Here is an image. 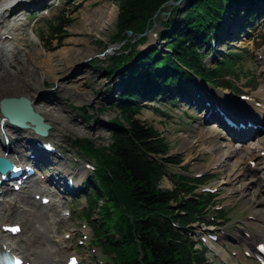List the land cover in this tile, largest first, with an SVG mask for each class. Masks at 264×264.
<instances>
[{
  "label": "trees",
  "instance_id": "obj_1",
  "mask_svg": "<svg viewBox=\"0 0 264 264\" xmlns=\"http://www.w3.org/2000/svg\"><path fill=\"white\" fill-rule=\"evenodd\" d=\"M117 2L116 31L111 41L122 44L123 50L114 52L109 64L101 68L111 77L128 61L133 65L120 73L125 92L112 104L117 112L107 125L111 142L97 146L90 140L86 144L75 140L89 156L99 159L98 169L88 181L94 195L89 197L91 208L99 209L103 217L101 226L96 225V243L113 256L114 264H213L206 257V248L197 250L185 230L211 212L214 195L196 193L198 185L211 178L177 174L172 178V188L162 186L165 164L179 162L162 158L170 145L153 125L140 118L142 107L134 100L150 95L149 88L162 93L168 83L180 87L181 82L195 78L235 88L226 75L244 72L245 51L232 47L209 62L206 43L222 25L228 9L238 6L233 14L245 16L249 24L255 14L263 12L264 0ZM168 6H173L172 10L161 18ZM158 20L162 21L160 33L165 48L142 52L137 47L146 41L147 27ZM132 35L136 41L130 39ZM89 118L99 119L95 114ZM103 196L108 199L101 202ZM85 216L91 219L93 213L86 212Z\"/></svg>",
  "mask_w": 264,
  "mask_h": 264
},
{
  "label": "rangeland",
  "instance_id": "obj_2",
  "mask_svg": "<svg viewBox=\"0 0 264 264\" xmlns=\"http://www.w3.org/2000/svg\"><path fill=\"white\" fill-rule=\"evenodd\" d=\"M36 1L39 2L41 0ZM45 1L46 3L49 2V0ZM102 5H114L116 7V16L114 19L92 34L83 31L78 35L76 32L80 31L78 29L82 27L85 15L95 12V10ZM49 10V14L44 16L43 13L38 11L29 12L26 8L22 9L20 11V17L23 19L22 21L26 22V25L17 31L15 36L21 46L28 45L30 53L33 56H38V52H41V56L43 57L47 54H53V63L57 65L58 68L57 74L63 76V78L69 75L73 68L83 64V68L81 69L83 73H78V75L76 74L73 78L74 80L79 79L73 83L74 89L68 90L66 95L59 92V94L62 95V105L60 106L65 108L66 112L63 113L61 118L52 121V136L47 138L56 142L61 149H64L67 155L71 156V160L68 164V172L62 173V183H65L66 176L75 175L76 180L83 178V184L91 174L89 170H84V164L87 162L95 164V161L81 152L74 145L73 139H78L82 144H86L87 140L95 142L96 145H108L111 142V133L105 126L115 117L117 112V110L112 107V104L114 103L115 96L120 94L119 90L121 86L120 88H115V84L119 83L120 79L117 77V74L109 77L99 65L103 64L107 66L109 64L110 54L123 50L122 44L112 43L111 41L112 35L116 31L119 4L117 0H59L58 5L49 7ZM169 11L170 9L166 8L161 18H165ZM59 15L61 19L55 27V31H57V33H55L54 27L52 29L50 23ZM235 19L242 24L245 22V16L243 15L236 16ZM158 22H160V20H158L157 23ZM161 29V24L158 27H152L150 36L155 35L154 32ZM74 35L79 41L76 46L68 42V40H72ZM263 35L264 22H259L253 28L247 27L244 32L235 29L234 32L231 33V37H233L232 42L224 43L223 46L220 45L219 50L224 51L231 49L230 45L246 48V54L242 59L244 73L239 74L240 78L236 77L238 79L233 81L239 89L242 83H244L242 88L245 91H248V87L253 89L252 86L248 85V79H250L252 74H255L256 80L251 85L259 87L264 85V64L263 59H260L261 56L264 55ZM130 39L136 41L137 37L135 38V36L132 35ZM82 41L86 43L83 44ZM59 43L61 44L60 46ZM159 43H163V40L160 42L156 37H154V39H150L149 37V41L145 46H138L137 48H144ZM69 47H74L75 53L69 56H67V54L62 55L64 49ZM110 47L113 48L112 51H110L111 53L106 51ZM218 56L219 53L216 57L214 56V58L216 59ZM65 57H67L69 61L71 60V62L74 61L70 65H65V61L68 60L65 59ZM25 58L29 61L28 55ZM214 58L210 54L206 58V61L212 62ZM29 67L32 68V70L41 71L38 74L33 72L35 75V85L40 88L41 91H55L59 83L58 78L54 79L52 75L34 64H30ZM216 91L217 93H221L223 90ZM253 92L254 91L250 90V95H252ZM141 104L144 105L146 103L141 102ZM147 104V107H145L139 115L140 118L159 130L170 145L172 157L183 161L180 167L173 168L174 171L184 172L194 176L198 174L197 169H199L202 164L204 166V163L208 164L212 162L213 159L211 158V154L206 152L204 139H200L202 136L205 138V133L208 130L210 131L202 118L203 111L198 110L195 106H191L188 103H180L178 106H171L168 100L164 99H158L157 102L151 101ZM79 107H84L86 110L79 109ZM98 109H102V111L98 112ZM90 113H95L99 120L88 118ZM219 130L221 133L225 134L224 130L220 128ZM200 134L203 135L201 136ZM186 138L189 140H185ZM2 139V135H0L1 143L3 141ZM213 139L214 138L211 137L209 140ZM196 140H199L197 142L198 145H196L195 148L187 149L188 146L192 145H188V142L191 141L195 143ZM246 145L250 144H245V146ZM200 150L203 151L202 155L194 160L188 161L187 155L189 152L196 153L200 152ZM57 171L58 168H53L52 170L48 169L47 173L51 175ZM85 171L87 172L84 174ZM40 173L41 175H46L45 170L40 171ZM205 173L213 178L208 182L207 187L215 188L214 185L218 184V186L221 185L223 188L219 193V203L226 206L229 218L227 223L224 224L231 228H234L236 224L240 225L241 221L245 220L244 218H246L249 213L247 208H243L244 199H240V197L234 199L225 197L231 185L222 180L224 177L223 171H206ZM261 174L262 173L258 175L249 174L245 176L243 180L250 181L259 177ZM162 186L166 188L171 187V183L167 178H164ZM39 188L45 190V193H49L53 198V201L48 205H41L39 196L44 194L41 190L35 200L39 204V208L47 211L46 221L51 227V235L56 241L59 253L63 256V263L66 264L65 259L69 254L73 253H78L79 257L82 259L81 264H96V259H104L106 256L103 255L100 248L98 249L97 246L96 255L92 258L93 253L89 252L91 250L84 245L80 246L78 242L82 239L80 238L82 234H87L90 238L92 236L93 240V225L78 213V211L84 213L85 209H88L87 200L84 198L85 195L88 194L86 189H83V193L78 196L62 198L61 195L52 193L53 187L51 185L40 182ZM37 191V189L28 187L22 189L19 193L24 192L33 197L34 193ZM2 197L3 196L0 195V199H2ZM7 198L10 197L8 196ZM66 210H70L71 212L69 217H64L63 215V211ZM94 217L97 219V215ZM218 222L223 223L225 219H221ZM202 227L206 228L203 225L198 226L195 224L194 232L201 231L203 229ZM211 228L213 229L214 227ZM35 239L41 241L42 245H45L42 242V234L37 233ZM211 244L214 245V251L210 249L208 258L213 264H254L252 260L244 256L243 259H238V256L234 255L232 252H241L239 241H228L227 245L229 249L221 247L220 243L213 242ZM226 258L227 263H225Z\"/></svg>",
  "mask_w": 264,
  "mask_h": 264
},
{
  "label": "bare ground",
  "instance_id": "obj_3",
  "mask_svg": "<svg viewBox=\"0 0 264 264\" xmlns=\"http://www.w3.org/2000/svg\"><path fill=\"white\" fill-rule=\"evenodd\" d=\"M42 1L43 0L39 2L36 0H0V99L7 96L25 95L31 98L35 109L42 113L48 122L52 123V121L61 118L63 113L66 112V109L60 106L62 105V95L59 94V92L66 95L68 90L74 89L73 83L79 79L74 80L73 78L76 74L83 73V70H81L83 64L73 68L69 75L63 78V76L57 74L58 68L57 65L53 63V54H47L43 57L41 56V52H38V56H33L30 53L28 45L21 46L18 43L15 33L26 25V22L22 21L23 19L20 17V11L29 3L40 5ZM115 16L116 7L114 5H102L97 8L95 12L85 15L82 27L78 29L80 31L76 33L79 35L85 31L88 34H92L111 22ZM68 42L72 43L74 46L79 43L75 35L72 40H68ZM82 43L85 44L86 42L82 41ZM72 53H75L74 47H69L64 49L62 55L67 54V56H69L72 55ZM27 55L29 61L25 58ZM65 59L68 58L65 57ZM65 62V65H70L72 63L69 59ZM30 64L44 69L47 73L52 75L54 79H59L58 86L55 88L54 92L47 94V92H42L40 88L35 85L34 73L38 74L41 71L32 70V68L29 67ZM115 88H119L118 83L115 84ZM217 94L218 100H221V102L230 109H235V106H238L237 103H234L232 99H228L224 94ZM257 95L263 99L262 107L254 108L253 104L250 102L240 103V106L244 109H246V107L254 109V120L262 123L264 118V85L262 89L257 92ZM199 100L200 97L197 96L195 98V103L197 105H199ZM199 106L202 108L200 109L201 111L205 110V107L202 105ZM205 116H203L204 119H206ZM211 117L212 115L209 114L207 117L208 119L205 120V124L210 131L208 130L205 133L206 139L202 136L203 134H200L203 137H200V139H204L206 152L211 154L213 160L211 163H204V166L202 164L201 167L197 169V172L211 171L212 169L223 171L224 177L222 180L231 185L226 197L229 199H234L236 197L244 199L243 208H247L249 213L246 218H244L245 220L241 221L239 225V228L243 231L238 230L231 236L240 241L242 247L248 249L253 246L255 240L264 239V183H262L264 180V166L261 164V162H264V132L260 130L257 131L255 138L251 130L238 132L239 136L245 135L252 139V141L248 140L244 144L253 142L252 145H242V147H240V144L234 142L233 138L220 132L219 128H223V130L227 131L225 128L226 125L222 119L219 116L210 119ZM2 118L3 115L0 112V122ZM3 129L5 130V134L10 137V144L14 151L7 152L0 142L1 156H6L13 162L18 163V161L27 162L28 160H33L27 155L29 150L44 155L42 150L35 147L34 143L29 140L28 136H35L31 129H21L12 126L7 121L4 123ZM0 134H2L1 126ZM51 136L52 133L50 132L48 137ZM211 137L214 139L209 140ZM185 140L188 141L189 139L186 138ZM198 141L199 140H196L195 143L189 141L188 145H192L188 146L187 149L195 148V146L198 145ZM239 142L242 141L239 140ZM24 145L29 148H25ZM45 154L49 158L51 157V154L47 152H45ZM202 154V150L196 153L189 152L187 155L188 161L194 160ZM63 160H65V158ZM252 161L257 163L256 167H252ZM40 164L42 163L40 162ZM52 164L54 167L58 168L59 172L68 171V167L66 166L67 161H62L60 164L56 161H52ZM43 167L44 165H41L40 169H44ZM257 173H262L263 176L259 175V177L250 181L243 180L245 176ZM50 178L55 181L56 173L52 174ZM51 180L49 179L45 183L56 187L55 183H52ZM82 181L83 178L78 180L71 189L64 188L61 190L63 192L66 191L64 193L65 195L71 194V192L74 191L78 192ZM28 182L29 183H27L25 187L37 189L38 191L35 194L42 190L39 188L38 180H31ZM214 186H218V184ZM218 188L219 190L223 189L221 185ZM42 191L45 192V190ZM52 191L54 192V190ZM8 196L10 198H7ZM46 215L47 211L39 208V204L31 195L25 194L24 192H9L4 194V197L0 199V228L3 224L20 223L23 226V230L13 237L6 236L3 231L0 230V245H5V247L23 254L27 260H33L36 264H63V256L60 255L56 241L51 235V227L46 221ZM244 229L252 233L250 238L245 235ZM37 233L42 234V242L45 245H42L41 241L35 239ZM223 237H226V235L223 234Z\"/></svg>",
  "mask_w": 264,
  "mask_h": 264
},
{
  "label": "water",
  "instance_id": "obj_4",
  "mask_svg": "<svg viewBox=\"0 0 264 264\" xmlns=\"http://www.w3.org/2000/svg\"><path fill=\"white\" fill-rule=\"evenodd\" d=\"M171 3H174L171 1ZM168 7V9H170ZM165 12H162L164 14ZM160 26V22L157 23ZM132 31H129L131 34ZM0 111L2 114L8 118V120L14 124L21 127H33V129L41 135H47L51 124L46 121L44 115L38 112L33 101L25 96H7L0 99ZM11 162L0 156V170L6 172L11 167Z\"/></svg>",
  "mask_w": 264,
  "mask_h": 264
}]
</instances>
